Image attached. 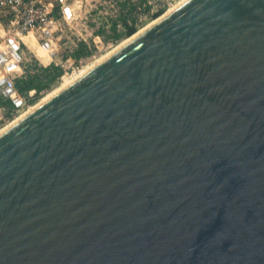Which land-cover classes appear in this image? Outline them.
I'll list each match as a JSON object with an SVG mask.
<instances>
[{
	"label": "water",
	"instance_id": "1",
	"mask_svg": "<svg viewBox=\"0 0 264 264\" xmlns=\"http://www.w3.org/2000/svg\"><path fill=\"white\" fill-rule=\"evenodd\" d=\"M0 264H264V0H181L1 128Z\"/></svg>",
	"mask_w": 264,
	"mask_h": 264
},
{
	"label": "built area",
	"instance_id": "2",
	"mask_svg": "<svg viewBox=\"0 0 264 264\" xmlns=\"http://www.w3.org/2000/svg\"><path fill=\"white\" fill-rule=\"evenodd\" d=\"M81 1L0 0V95L9 99L14 112L27 109L29 96L33 94L29 89L24 96L14 85L16 78L31 71L24 62L23 47H29L23 37L31 34L40 48L47 52L46 64L54 62L60 65L62 72L58 78L71 73V63L76 60L71 51L79 40L89 43L91 39L84 20L76 13V6ZM74 2L77 3L75 6ZM78 25L87 36L77 32Z\"/></svg>",
	"mask_w": 264,
	"mask_h": 264
},
{
	"label": "rangeland",
	"instance_id": "3",
	"mask_svg": "<svg viewBox=\"0 0 264 264\" xmlns=\"http://www.w3.org/2000/svg\"><path fill=\"white\" fill-rule=\"evenodd\" d=\"M118 1H124L123 10H126L129 8V6L134 3L135 8L131 9V14H134L135 20V30L141 28L148 22H150L152 19H154L157 15L161 14L163 11H165L168 7H170L175 1L177 0H82L79 6L77 7V14L81 16V19L84 20L85 26L87 31L89 32V38L94 37L97 35L98 37H101L99 33H97L95 30L101 23H105L106 32L110 33L109 28L107 27L109 25V21L111 18L117 15L118 10ZM181 1V0H180ZM77 3L74 2V6ZM148 4V7H145ZM169 9V8H168ZM157 11V14L155 12ZM129 22V21H128ZM79 28H77V32L81 33L82 35L87 36V33L85 30L81 29V26L78 25ZM118 28H121L120 24H117ZM31 41V46L26 49L23 47V55H24V62L27 64V68L32 70L34 63L36 65H40L47 62L48 60V54L45 50L40 48V46L37 44L35 38L29 34L28 35ZM75 35L71 34V37ZM127 36H120L119 38L112 40L109 39L105 41L100 49H93L91 53L88 55L82 56L78 59H76L74 62L71 63L73 67V71L69 74H65L59 78H57L47 89L40 91L37 95H31L29 96V108L35 104L36 102L42 100L46 96H48L51 92H53L55 89H57L59 86H62V84L65 82L66 79L75 76L78 72H80L84 66L87 64L93 62L97 58L103 56V54L110 51L113 47H115L117 44L122 42V40ZM24 39V37H23ZM89 40V39H88ZM34 42V43H33ZM89 42V41H88ZM68 44V42L66 43ZM91 44H94L92 42ZM33 45V46H32ZM60 52V48H58ZM46 56V61H44V57ZM38 59H37V58ZM26 109V108H24ZM26 110L21 112H14L12 109L10 112H6V107L4 104L0 105V129L3 128L5 125H7L11 120L14 118H17L18 116L22 115Z\"/></svg>",
	"mask_w": 264,
	"mask_h": 264
},
{
	"label": "trees",
	"instance_id": "4",
	"mask_svg": "<svg viewBox=\"0 0 264 264\" xmlns=\"http://www.w3.org/2000/svg\"><path fill=\"white\" fill-rule=\"evenodd\" d=\"M144 1V0H140ZM117 15L111 18L109 25L107 26L110 33L106 32L105 23H101L95 30L101 35V37H93L89 40V43L79 40L75 48L71 51V56L75 59L88 55L93 49H100L101 45L109 40H115L120 36H127L135 31V15L131 14V9L135 8V4L132 3L128 9L123 10L124 1H118ZM148 7V4H145ZM157 14V11L155 12ZM129 21V22H128ZM117 24L121 25V28L117 27ZM94 42V44H91ZM62 68L59 64L54 62H49L45 65H36L34 63L33 69L27 71L24 75L16 78L14 80V85L19 93L27 96V91L29 89L33 90V95H37L40 91L47 89L61 74ZM4 104L6 107V112H10L12 109V104L8 98L0 95V105Z\"/></svg>",
	"mask_w": 264,
	"mask_h": 264
},
{
	"label": "bare ground",
	"instance_id": "5",
	"mask_svg": "<svg viewBox=\"0 0 264 264\" xmlns=\"http://www.w3.org/2000/svg\"><path fill=\"white\" fill-rule=\"evenodd\" d=\"M179 2H180V0L175 1V2H174L170 7H168V8H171V7L175 6V5H176L177 3H179ZM24 40L26 41V43H27L28 46L30 47L31 44H32V43H31L32 39H30L28 35H25V36H24ZM33 43H34V42H33ZM32 46H33V45H32ZM103 55H104V54H103ZM101 57H102V56H101ZM101 57L97 58V59L94 60L93 62H91V63L87 64L86 66H84L83 69H82L80 72H78L76 75H78L79 73H81L84 69H86L87 67H89L92 63H94L95 61H97V60L100 59ZM46 59H47V58H46V56H45V57H44V61H46ZM76 75H75V76H76ZM73 77H74V76H73ZM71 79H72V77L66 79L65 82H64L63 84H65L66 82H68V81L71 80ZM63 84H62V85H63ZM55 90H56V89H55ZM55 90H54V91H55ZM54 91H53V92H54ZM51 93H52V92H51ZM51 93H50V94H51ZM46 97H47V96H46ZM43 99H44V98H43ZM28 108H29V107H28ZM28 108H27V109H28ZM27 109H26V110H27ZM24 110H25V109H24ZM24 110H22V111H24Z\"/></svg>",
	"mask_w": 264,
	"mask_h": 264
}]
</instances>
